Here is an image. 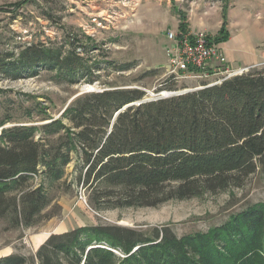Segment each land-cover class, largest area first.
Returning <instances> with one entry per match:
<instances>
[{
  "label": "trees",
  "instance_id": "1",
  "mask_svg": "<svg viewBox=\"0 0 264 264\" xmlns=\"http://www.w3.org/2000/svg\"><path fill=\"white\" fill-rule=\"evenodd\" d=\"M175 11L177 31L187 32V15ZM226 11L223 5L221 28L209 37L215 44L228 37ZM65 35L62 46L32 42L0 57V74L9 79L46 71L58 84L102 86L74 98L58 118L39 111L37 121L30 116L25 124L4 127L12 118L0 120L3 232L58 215L50 190L74 161L76 184L89 190L91 204L110 208H155L264 175V69L122 110L146 92L130 83L101 82L99 73H125L133 64H88L91 37ZM170 81L155 93L176 91ZM0 264H264V203L249 204L206 232L182 236L168 225L77 227L51 234L33 254L1 256Z\"/></svg>",
  "mask_w": 264,
  "mask_h": 264
},
{
  "label": "rangeland",
  "instance_id": "2",
  "mask_svg": "<svg viewBox=\"0 0 264 264\" xmlns=\"http://www.w3.org/2000/svg\"><path fill=\"white\" fill-rule=\"evenodd\" d=\"M229 1L0 0V57L32 42L62 46L65 32L70 31L78 37H91L85 55L88 64L103 66L106 61L133 64L125 73L100 72L101 82L130 83L144 90L146 96L157 94L155 90L165 82L171 83L170 80L177 90L168 92L193 89L203 82L215 83L226 74H213L208 70L204 75L189 78L170 74L165 51L166 33L178 29L175 10L185 12L188 29L194 30V19L199 18L200 10L214 8L217 3L228 7ZM92 44L96 49H92ZM171 76H175L174 79ZM137 79L140 80L136 82ZM91 86L97 90L102 88L97 83ZM85 87L90 86L58 84L46 71L36 77L20 79L0 74V120L12 118L13 121L4 127L25 124L24 120L30 116L37 121L39 111L58 118L69 100ZM75 176L76 161L67 166L62 180L50 190L51 206L58 215L28 229L3 232L0 227V257L11 253L33 254L51 234L82 226L119 225L147 230L168 225L177 236L206 232L249 204L264 203V175L260 172L250 176L239 188L170 200L155 208H110L104 204L95 207L89 200V190L77 185Z\"/></svg>",
  "mask_w": 264,
  "mask_h": 264
},
{
  "label": "crops",
  "instance_id": "3",
  "mask_svg": "<svg viewBox=\"0 0 264 264\" xmlns=\"http://www.w3.org/2000/svg\"><path fill=\"white\" fill-rule=\"evenodd\" d=\"M198 14L199 18L194 19V30L204 31L210 38L215 37L222 25L220 3L214 8L200 10ZM226 19L228 37L216 43L220 56L210 64L208 71L225 74L226 71L251 66L264 69V0H230Z\"/></svg>",
  "mask_w": 264,
  "mask_h": 264
},
{
  "label": "built area",
  "instance_id": "4",
  "mask_svg": "<svg viewBox=\"0 0 264 264\" xmlns=\"http://www.w3.org/2000/svg\"><path fill=\"white\" fill-rule=\"evenodd\" d=\"M166 36L168 44L165 51L170 74L180 75L182 78L204 75L210 64L219 59L217 44L213 43L204 31L188 30L179 33L169 30ZM255 67L226 71L224 78L246 73ZM220 82L221 79L210 85Z\"/></svg>",
  "mask_w": 264,
  "mask_h": 264
},
{
  "label": "water",
  "instance_id": "5",
  "mask_svg": "<svg viewBox=\"0 0 264 264\" xmlns=\"http://www.w3.org/2000/svg\"><path fill=\"white\" fill-rule=\"evenodd\" d=\"M90 86V85H89ZM202 87H197V88H193V89H184V90H181V91H178V92H169V94L167 95H162V91L157 93V94H150V96H145L142 100L138 101V102H135V103H131L127 106H125L124 108H122V110L126 109L127 107L129 106H132V105H139L141 103H145V102H150V101H156V100H160V99H165V98H169V97H172V96H176V95H181V94H184V93H188V92H192V91H195V90H199L201 89ZM83 91H81V93L75 95L74 97H72L68 104L74 99L76 98L77 96L83 94V93H87V92H93V91H101V90H97V89H94V88H87L85 87L84 89H82ZM67 104V105H68ZM66 105V107H67ZM65 107V108H66ZM65 108L61 111L60 115L63 113V111L65 110ZM121 110V111H122ZM117 115V114H116ZM115 115V116H116ZM47 123V122H45Z\"/></svg>",
  "mask_w": 264,
  "mask_h": 264
},
{
  "label": "bare ground",
  "instance_id": "6",
  "mask_svg": "<svg viewBox=\"0 0 264 264\" xmlns=\"http://www.w3.org/2000/svg\"><path fill=\"white\" fill-rule=\"evenodd\" d=\"M89 88H94V87L90 86ZM167 94H169V92H162V95H167Z\"/></svg>",
  "mask_w": 264,
  "mask_h": 264
}]
</instances>
